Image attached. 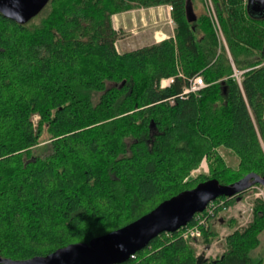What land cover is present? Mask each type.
<instances>
[{"label": "trees", "instance_id": "obj_1", "mask_svg": "<svg viewBox=\"0 0 264 264\" xmlns=\"http://www.w3.org/2000/svg\"><path fill=\"white\" fill-rule=\"evenodd\" d=\"M211 3L220 34L204 0H47L25 22L0 12L1 257L87 243L210 178H264V16L247 0ZM159 4L171 5L173 34L118 50L111 15ZM195 75L204 86L184 92ZM255 185L213 200L223 204L200 227L206 244L212 217ZM184 227L114 264H264V195L215 257L198 261Z\"/></svg>", "mask_w": 264, "mask_h": 264}, {"label": "water", "instance_id": "obj_2", "mask_svg": "<svg viewBox=\"0 0 264 264\" xmlns=\"http://www.w3.org/2000/svg\"><path fill=\"white\" fill-rule=\"evenodd\" d=\"M47 0H0V12L17 22H25ZM264 9V0H251ZM250 178L264 185V178L248 173L230 184L210 178L191 189L181 191L161 202L133 221L91 238L87 243H71L45 256L12 260L0 256L3 264H114L127 260L162 231H173L188 223L194 213L219 196H233L245 190ZM204 258V256H203ZM197 256V260L203 259Z\"/></svg>", "mask_w": 264, "mask_h": 264}, {"label": "built area", "instance_id": "obj_3", "mask_svg": "<svg viewBox=\"0 0 264 264\" xmlns=\"http://www.w3.org/2000/svg\"><path fill=\"white\" fill-rule=\"evenodd\" d=\"M207 10L213 20L215 29L220 33L219 25L217 19L214 14L213 6L211 0H204ZM168 9H171V5H168ZM241 71L234 70L233 75L239 81ZM173 80L172 77H164L161 78L159 83L160 86H165L169 84ZM204 86L203 79L200 75H195L189 79L188 87L184 89V92H195L199 88ZM264 115V113H263ZM250 193H243L241 196L235 197V200L232 204L222 206L221 210H219L214 216L219 214L221 211L228 210L229 218H233L236 221V226L246 225L252 217V209H253V200L256 197H263L264 190L262 185H255L254 187H250ZM217 204H223V200H218V202H214L213 200L209 201L203 210L196 212L192 219L194 220L193 224H185L183 228V237L188 240L194 247H199V240L201 239V225L205 224V219L209 215L214 214V209ZM226 235V233H225ZM216 242V241H215ZM221 253V252H220ZM217 247H210L206 250L205 257H215L220 254Z\"/></svg>", "mask_w": 264, "mask_h": 264}, {"label": "rangeland", "instance_id": "obj_4", "mask_svg": "<svg viewBox=\"0 0 264 264\" xmlns=\"http://www.w3.org/2000/svg\"><path fill=\"white\" fill-rule=\"evenodd\" d=\"M247 10L248 13L252 16H264V9L257 6L251 0H247ZM169 21L172 22V24H174V22L171 19H169ZM139 26L140 24H137V26L133 27L131 30L130 29L121 30L122 32L116 41V46L118 50L120 51L126 50L129 47H135L141 44V42H139L136 39L139 37L138 34H140L139 38H141V34L146 32L143 30V28H148L149 24H147L146 22L145 25L142 24L141 27ZM132 31L138 32V34L132 36ZM133 37H135V39H133L134 41L131 40ZM156 38L158 37H155V39ZM36 118L37 117H34V119ZM221 153L223 154L228 164L235 166L237 158L230 150L222 148ZM206 171H207V164L206 161L203 159L199 167L192 171V174L195 175L198 172H206ZM245 193L249 194L250 190H247ZM229 214L230 213L228 210L225 211L223 210L219 212V214H217L216 216L212 217V219L210 220V224L212 228L217 232V235L212 238L209 244H206L202 239L199 240L200 246L197 248L194 247L197 256H201L203 258V256H205L206 250L212 246L217 247L219 253L223 251L225 233L230 231L232 228L236 227V222L233 224H229V220L231 219L229 218ZM261 240L264 243V232Z\"/></svg>", "mask_w": 264, "mask_h": 264}, {"label": "crops", "instance_id": "obj_5", "mask_svg": "<svg viewBox=\"0 0 264 264\" xmlns=\"http://www.w3.org/2000/svg\"><path fill=\"white\" fill-rule=\"evenodd\" d=\"M169 19H171V17L168 4L136 7L111 15V23L116 30H131L133 27H136L137 24H140L139 27H141L142 24L145 25L146 22L149 24L148 28H143L146 32L141 34V38H139L140 34H138V32L132 31V36L138 34L139 37L136 40L141 42V44L127 49L148 45L171 36L173 34L174 24H172ZM155 37L158 38L155 39ZM133 39H135V37L131 40Z\"/></svg>", "mask_w": 264, "mask_h": 264}, {"label": "bare ground", "instance_id": "obj_6", "mask_svg": "<svg viewBox=\"0 0 264 264\" xmlns=\"http://www.w3.org/2000/svg\"><path fill=\"white\" fill-rule=\"evenodd\" d=\"M186 87H188V84L183 88V91H184V89L186 88ZM251 179V182H253V178H250ZM262 185V184H261ZM254 187V186H253Z\"/></svg>", "mask_w": 264, "mask_h": 264}]
</instances>
